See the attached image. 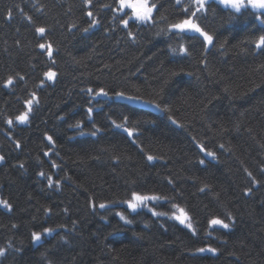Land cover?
<instances>
[{
  "label": "trees",
  "instance_id": "16d2710c",
  "mask_svg": "<svg viewBox=\"0 0 264 264\" xmlns=\"http://www.w3.org/2000/svg\"><path fill=\"white\" fill-rule=\"evenodd\" d=\"M149 4L0 0V264H264V10Z\"/></svg>",
  "mask_w": 264,
  "mask_h": 264
},
{
  "label": "snow or ice",
  "instance_id": "6c2138e0",
  "mask_svg": "<svg viewBox=\"0 0 264 264\" xmlns=\"http://www.w3.org/2000/svg\"><path fill=\"white\" fill-rule=\"evenodd\" d=\"M193 2L197 6V11H202L205 8V0H193ZM220 2L226 6H231L236 11H240L241 8L245 7L246 5H250L253 8L264 9V0H220ZM154 7H155L154 5L150 6L149 0H136V2H133V0H119V10L123 11V9H125V8L131 9L133 16L141 22H147L151 19ZM89 15H91V13H89ZM193 16H195V13H193ZM123 23L125 26H127L128 20H124ZM93 24H95V21H93ZM172 27L175 29H178V30H185V29L194 30L197 33H200V35L203 36L204 40L207 41L209 44H211L213 41V37L211 35H209L206 31H202V29L200 27H198L197 24L194 23L192 20L184 19L182 22L172 25ZM36 31L40 34H44L45 28L41 27V28H38ZM157 35H159V33H157ZM256 43L258 46H264V36H261ZM40 48L44 49L45 45L40 44ZM183 50L184 49H181V51H183ZM173 51H175V49H173ZM49 55H51V52H49ZM45 75L49 80H52L55 73L54 72H47V73H45ZM12 83H13L12 79L9 78L7 80V85H11ZM88 91L91 92L92 89H88ZM101 94L105 95V96L108 95V93L105 92L103 89H100V92L97 93V95H101ZM117 96H120L121 98H127V99L132 100V101H136L139 99L138 97H134V96L124 97L123 93H117ZM28 107H29V111H30L31 110V101L28 102ZM156 107L159 108L160 105L157 104ZM164 110H167V109H164ZM88 111L91 112L92 109L89 108ZM28 115H29L28 112H25L22 115L17 116L16 119L21 123H25L28 120ZM7 123L11 124L12 121L8 120ZM77 126H79V125H77ZM116 127H121V125H116ZM125 131H127V134L129 136L133 135V133L131 131H128L127 129H125ZM91 135L95 136L96 132L95 131L92 132ZM48 139L51 140L52 137H48ZM207 155L208 156H214V153L207 152ZM3 159H4L3 157H0V160H3ZM147 159L149 161H152L154 159V157L152 155H149V156H147ZM201 163H203V161H201ZM41 175H43V173H41ZM48 185L50 187L53 185V180L51 179V177L48 178ZM157 199H159V198L155 197V196L148 197V196H140V195L133 194V199L130 201H125V202L127 203L128 208H130L134 211L138 208V206L140 204L146 202L147 200H157ZM0 205H3L4 207L9 208V209L11 208V205L7 201H4V200H0ZM104 207H105L104 204H100V208H104ZM179 212H180V215H176L174 218L176 220H178L181 224H183L187 217L184 215L183 209H179ZM153 214L156 215L155 212ZM117 215H120L121 220H125L124 215H121L120 213H117ZM125 222L131 223V221H127V220H125ZM221 223L222 222L219 219L211 220L212 225H220ZM222 226L224 228L229 227V225L227 223H224ZM52 231H53V229H51V228H45L44 229V232H46V233H51ZM32 239L34 241H40L42 239V236L39 233L33 232L32 233ZM199 251L204 252L205 249L201 248V249H199ZM208 251H215V250L214 249H208ZM2 255H4V251L0 250V256H2Z\"/></svg>",
  "mask_w": 264,
  "mask_h": 264
},
{
  "label": "water",
  "instance_id": "95a60500",
  "mask_svg": "<svg viewBox=\"0 0 264 264\" xmlns=\"http://www.w3.org/2000/svg\"><path fill=\"white\" fill-rule=\"evenodd\" d=\"M124 97H128V96H124ZM118 99L125 101V102H128V103L133 104V105H137V106L154 107V104L148 103L147 101H144L142 99H138L136 101H132V100H129L127 98H121V97H119Z\"/></svg>",
  "mask_w": 264,
  "mask_h": 264
},
{
  "label": "rangeland",
  "instance_id": "374dc122",
  "mask_svg": "<svg viewBox=\"0 0 264 264\" xmlns=\"http://www.w3.org/2000/svg\"><path fill=\"white\" fill-rule=\"evenodd\" d=\"M229 7H231V6H229ZM148 197H151V196H148ZM156 197V196H155ZM151 201H155V200H147L146 202H144V203H142V204H140L139 206H143V205H149L150 204V202ZM138 206V207H139ZM184 212V211H183ZM176 215H180V212H179V210H177L175 213H173V216L175 217ZM184 215L187 217L186 218V220H185V222L183 223L184 225H186L187 227H189V228H191L192 229V223H191V221L189 220V217H188V215L184 212Z\"/></svg>",
  "mask_w": 264,
  "mask_h": 264
}]
</instances>
